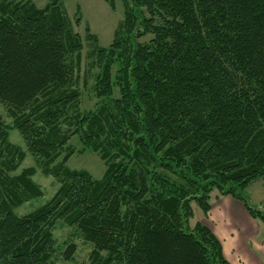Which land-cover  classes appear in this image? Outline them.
<instances>
[{
    "label": "trees",
    "instance_id": "16d2710c",
    "mask_svg": "<svg viewBox=\"0 0 264 264\" xmlns=\"http://www.w3.org/2000/svg\"><path fill=\"white\" fill-rule=\"evenodd\" d=\"M63 2L0 1V103L13 120L0 117V264H54L59 221L93 247L90 264H231L189 222L218 191L264 224L237 193L264 178V0L125 1L113 43L96 47L99 105L71 134L100 154L101 180L70 170V155L57 164L83 51ZM14 129L60 184L25 216L15 210L43 190L36 168L12 175L27 157Z\"/></svg>",
    "mask_w": 264,
    "mask_h": 264
},
{
    "label": "rangeland",
    "instance_id": "374dc122",
    "mask_svg": "<svg viewBox=\"0 0 264 264\" xmlns=\"http://www.w3.org/2000/svg\"><path fill=\"white\" fill-rule=\"evenodd\" d=\"M17 1L22 3L29 1L37 8L43 9L50 0ZM125 1L131 3L133 0H64L63 2L64 11L83 41L81 63L80 67L75 70V83H73L74 89L80 93V100L68 111L67 120L62 123L63 132L69 137L75 132L77 122L92 114L99 105L94 91L96 77L99 73L96 65V47L108 48L113 43L124 21ZM114 98H120L119 90L115 91ZM0 117L6 125L12 126L13 120L8 114V107L2 103H0ZM9 140L27 154L18 171L12 175H19L28 168H36L33 180L43 190L42 197L15 210L16 215L25 216L50 201L60 184L54 177L44 175L41 161L30 154L18 130L10 131ZM67 147L68 150L63 153L57 164L70 155L67 163L70 170L87 172L96 180L103 179L106 166L99 153L83 150L78 135L71 136ZM237 193L250 208L264 215V178L254 181L243 192L237 191ZM211 204L213 208L209 214H205L197 203L192 204L194 217L189 222V229H194L198 223L214 230L218 227L220 239L228 252L236 250L240 254L250 253L249 262L247 261L246 264H264V224L251 217L242 201H237L218 191L212 193ZM219 205L222 212L219 210ZM81 236L77 229L70 228L59 221L54 231L57 255L53 263L90 264L93 247L85 243ZM70 244L77 246V252L73 260L66 261L63 254Z\"/></svg>",
    "mask_w": 264,
    "mask_h": 264
},
{
    "label": "crops",
    "instance_id": "0c3cea01",
    "mask_svg": "<svg viewBox=\"0 0 264 264\" xmlns=\"http://www.w3.org/2000/svg\"><path fill=\"white\" fill-rule=\"evenodd\" d=\"M213 208V206H212ZM219 210H221V206L219 205ZM222 212V210L220 211ZM206 226V225H205ZM218 226V225H217ZM208 227V226H207ZM210 228V227H208ZM211 229V228H210ZM218 227L216 228V230L214 229H211L213 231V233L218 237V239L222 242V240L220 239V236H219V229ZM223 244V249H224V254H225V257L227 258V260L231 263V264H246L247 261L249 262V259H250V253H243V254H240L238 253L236 250H234L233 252H228L226 249H225V245L224 243Z\"/></svg>",
    "mask_w": 264,
    "mask_h": 264
}]
</instances>
